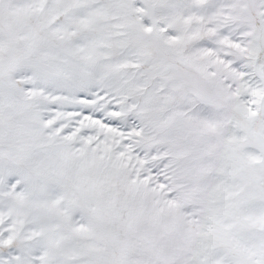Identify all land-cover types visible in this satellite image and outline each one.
<instances>
[{
	"label": "snow or ice",
	"instance_id": "snow-or-ice-1",
	"mask_svg": "<svg viewBox=\"0 0 264 264\" xmlns=\"http://www.w3.org/2000/svg\"><path fill=\"white\" fill-rule=\"evenodd\" d=\"M0 264H264V0H0Z\"/></svg>",
	"mask_w": 264,
	"mask_h": 264
}]
</instances>
